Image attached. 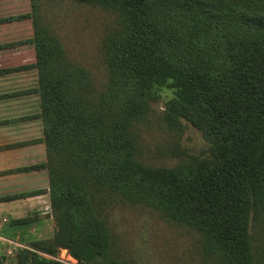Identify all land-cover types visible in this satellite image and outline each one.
Returning <instances> with one entry per match:
<instances>
[{
  "label": "trees",
  "instance_id": "1",
  "mask_svg": "<svg viewBox=\"0 0 264 264\" xmlns=\"http://www.w3.org/2000/svg\"><path fill=\"white\" fill-rule=\"evenodd\" d=\"M78 1L115 18L103 37L100 87L66 57L37 1L29 14L0 19L33 23L46 161L31 168L47 170L55 229L30 245L52 256L65 248L78 264H135L101 208L138 204L197 233L203 264H264V0ZM163 88L172 91L163 125L180 138L185 120L209 145L152 166L137 128ZM16 263L68 264L27 248Z\"/></svg>",
  "mask_w": 264,
  "mask_h": 264
},
{
  "label": "rangeland",
  "instance_id": "2",
  "mask_svg": "<svg viewBox=\"0 0 264 264\" xmlns=\"http://www.w3.org/2000/svg\"><path fill=\"white\" fill-rule=\"evenodd\" d=\"M41 20L58 37L66 57L85 67L100 87L107 75L103 37L114 26L113 13L78 0H35ZM172 91L160 90L152 101V112L140 122L137 132L142 145V159L152 166H173L187 154L200 155L208 148L201 131L183 120L180 138L163 125L161 115ZM183 159V158H182ZM107 210L111 232L119 250L135 264H203L197 233L170 223L142 205L109 204ZM8 214L0 215V257L2 264H17L20 249H30L41 256L55 258L68 264H78L67 249L59 248L55 256L33 248L35 239L51 238L55 223L51 212L39 215V222L25 228L11 226ZM261 232L259 225L251 228ZM264 240V234L262 235Z\"/></svg>",
  "mask_w": 264,
  "mask_h": 264
},
{
  "label": "crops",
  "instance_id": "3",
  "mask_svg": "<svg viewBox=\"0 0 264 264\" xmlns=\"http://www.w3.org/2000/svg\"><path fill=\"white\" fill-rule=\"evenodd\" d=\"M31 10L32 0H0V19ZM33 34L30 17L0 21V215L10 218L51 210L47 170L31 168L46 161Z\"/></svg>",
  "mask_w": 264,
  "mask_h": 264
}]
</instances>
